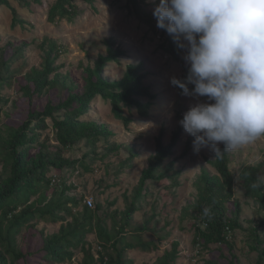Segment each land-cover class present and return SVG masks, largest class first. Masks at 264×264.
<instances>
[{
  "label": "rangeland",
  "instance_id": "obj_1",
  "mask_svg": "<svg viewBox=\"0 0 264 264\" xmlns=\"http://www.w3.org/2000/svg\"><path fill=\"white\" fill-rule=\"evenodd\" d=\"M4 1L0 3V185L7 176V151L3 145L10 128L19 124L26 109L27 101L20 90L22 77L32 71L42 72L49 66L51 71L45 75L47 83L36 102L57 105L67 100L74 89L82 91L83 68L94 67L100 55H107L106 41L112 39L113 49L123 53L118 60H110L103 66L102 76L109 81L120 80L128 65L140 63L145 73L142 83L155 96L139 98L142 103H151L146 116L135 106L124 107L123 113L130 119L128 123L115 118L109 101L100 97L92 100L85 117L105 126L111 134L94 143L83 140L62 150V156L75 163L63 170H50V174L61 177L57 187L51 188L57 189L55 201L64 202L65 195L74 197L78 205L73 207L69 202L66 207H72L79 220L86 197L94 200L92 209L100 205L98 214L105 217L110 240L103 248L96 231L86 235V247L90 245L95 256L97 251H111L113 239L121 237L122 243L139 245L138 242L150 241L155 245L148 251L139 247L127 249L125 259L131 264L156 263L166 250H171L173 242L177 243V252L172 264H229V252L221 246L202 247L192 242V205L202 171L215 174L214 151L210 148L195 151L192 143L183 155L188 137L184 131L173 154L155 173L156 177L140 185L142 173L155 154L159 132L162 130V142L167 145L179 124L178 118L197 102L193 97L179 94L170 84L172 77L179 78L182 67L160 48L168 34L156 26L153 0H136V6L127 0H94L92 5L75 0L79 13L71 22L48 21V10L55 0ZM199 101L206 98L200 97ZM46 122L48 127L37 131L38 141L45 143L43 151L54 153L58 142L51 119L47 118ZM227 153L234 179L233 199L240 207L239 227L230 234L235 264H256L258 249L264 248V205L258 198L264 192V137ZM261 163L254 180L246 181L240 176L247 167ZM62 180L73 188L65 191ZM51 189L47 190L48 195ZM131 206L133 212L127 214ZM64 214L60 210L59 216ZM64 217L72 220L70 214ZM31 223L46 235L56 233L61 224L38 216ZM89 226L95 227V222ZM25 231L22 228L17 235V243L24 249ZM82 257V251L77 248L71 259L53 264H79Z\"/></svg>",
  "mask_w": 264,
  "mask_h": 264
},
{
  "label": "trees",
  "instance_id": "obj_2",
  "mask_svg": "<svg viewBox=\"0 0 264 264\" xmlns=\"http://www.w3.org/2000/svg\"><path fill=\"white\" fill-rule=\"evenodd\" d=\"M37 1V0H35ZM88 5H92L94 0H82ZM134 6L136 0H127ZM0 3H5L0 0ZM79 13L75 0H55L48 10L47 19L54 22L56 19H65L71 22ZM113 40L106 41L107 55H100L95 66L83 68L84 86L82 91L74 89L73 94L67 100L57 105L52 103L38 104L43 86L47 83L46 74L51 71L50 67L42 71H32L22 77L24 83L20 85V90L24 93L27 101L25 113L19 124L10 128L9 138L3 145L7 151L5 168L7 176L0 185V264H53L55 261L63 262L66 258L71 259L73 250L80 248L83 257L79 264H131L125 259L127 249L139 247L143 251L152 249L155 245L150 241H141L134 245L130 242L122 243L121 237H115L111 242V251H97L96 256L92 252L90 245L86 247L85 237L88 234L97 232L102 247L109 242L110 234L104 224L102 214H98L100 205L94 209L87 206L84 199V206L80 213V220L72 213V207H66L71 202L72 206H77L79 201L74 197L65 195V201L60 199L55 201L57 187L60 182V175L50 174V170H63L71 167L75 161L62 156V150L70 148L77 143L86 140L91 143L102 137H108L111 133L107 128L93 119H87L89 107L95 97H100L103 101H109L111 110L115 118L124 123L130 122L129 117L123 113L124 107L135 106L142 116L148 115V108L151 103H142L139 98H153V95L142 81L145 76L142 64L128 65L123 77L120 80L109 81L101 74L103 66L110 60H118V56L123 52L113 49ZM53 48V47H52ZM166 54L178 62L182 67L179 79L187 76L188 64L183 59L184 53L167 35L160 45ZM4 64L6 62L4 61ZM1 74V73H0ZM0 76V80H1ZM193 86L189 85L191 89ZM179 94L182 90L175 87ZM58 115H54L55 113ZM52 121V129L58 142V148L51 152L42 150L44 142L38 141V129L47 128L46 119ZM183 116L178 118L180 121ZM184 132L183 127L178 124L172 132L170 142L164 145L162 142V130L155 139V154L150 161V166L142 173L140 185L147 179L155 178V173L159 171L161 164L168 156L173 154L177 141ZM193 137L188 135L182 154H186L192 147ZM37 148V152L32 155V151ZM224 151V145L219 148ZM264 162V161H263ZM83 164V163H81ZM259 165L249 166L244 169L240 176L246 180H254ZM212 165L215 174L211 175L203 170L199 177L198 193L192 205L193 216V240L194 245L208 247L211 244L218 245L229 252V264H235L236 255L234 244L230 234L239 227L238 214L239 204L233 199V175L228 167V153L215 156ZM87 170V166L83 165ZM64 190H71L73 187L66 186ZM51 189V194L47 191ZM38 193V195H37ZM37 195L30 201L31 197ZM60 196H64V191ZM264 205V192L258 197ZM134 207L128 209L127 214L133 212ZM209 209L207 215L204 210ZM60 210L64 215L70 214L72 220L67 221L64 215L59 216ZM38 216L49 221H60L61 224L56 233L46 235L42 230H37L31 221ZM95 222V227L89 226ZM25 228L24 244L26 249L17 243V235ZM259 242V237L257 236ZM177 243L173 242L171 250H166L154 264H172L176 259ZM256 264H264V248L258 249Z\"/></svg>",
  "mask_w": 264,
  "mask_h": 264
},
{
  "label": "clouds",
  "instance_id": "obj_3",
  "mask_svg": "<svg viewBox=\"0 0 264 264\" xmlns=\"http://www.w3.org/2000/svg\"><path fill=\"white\" fill-rule=\"evenodd\" d=\"M153 3L157 28L184 50L188 64L187 76L170 84L197 99L179 121L194 150L219 156L264 137V0Z\"/></svg>",
  "mask_w": 264,
  "mask_h": 264
},
{
  "label": "built area",
  "instance_id": "obj_4",
  "mask_svg": "<svg viewBox=\"0 0 264 264\" xmlns=\"http://www.w3.org/2000/svg\"><path fill=\"white\" fill-rule=\"evenodd\" d=\"M85 203L87 204V206H92V204H93L92 197H86L85 198Z\"/></svg>",
  "mask_w": 264,
  "mask_h": 264
}]
</instances>
